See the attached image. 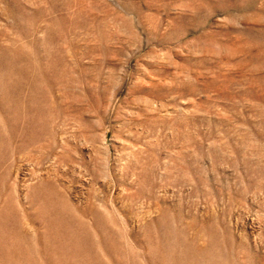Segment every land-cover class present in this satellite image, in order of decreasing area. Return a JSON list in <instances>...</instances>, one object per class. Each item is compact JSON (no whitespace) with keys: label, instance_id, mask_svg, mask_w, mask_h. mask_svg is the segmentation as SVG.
<instances>
[{"label":"rangeland","instance_id":"374dc122","mask_svg":"<svg viewBox=\"0 0 264 264\" xmlns=\"http://www.w3.org/2000/svg\"><path fill=\"white\" fill-rule=\"evenodd\" d=\"M0 264H264V0H0Z\"/></svg>","mask_w":264,"mask_h":264}]
</instances>
